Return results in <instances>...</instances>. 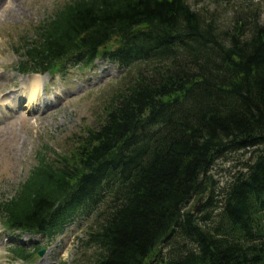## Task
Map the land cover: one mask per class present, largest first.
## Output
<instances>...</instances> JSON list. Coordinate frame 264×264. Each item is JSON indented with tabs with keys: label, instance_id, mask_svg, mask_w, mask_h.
Segmentation results:
<instances>
[{
	"label": "trees",
	"instance_id": "obj_1",
	"mask_svg": "<svg viewBox=\"0 0 264 264\" xmlns=\"http://www.w3.org/2000/svg\"><path fill=\"white\" fill-rule=\"evenodd\" d=\"M243 5L224 24L189 0H67L41 22L22 73L99 57L125 73L97 124L0 202L6 228L54 239L89 217L80 264H264V11ZM235 151L251 153L221 186Z\"/></svg>",
	"mask_w": 264,
	"mask_h": 264
},
{
	"label": "rangeland",
	"instance_id": "obj_2",
	"mask_svg": "<svg viewBox=\"0 0 264 264\" xmlns=\"http://www.w3.org/2000/svg\"><path fill=\"white\" fill-rule=\"evenodd\" d=\"M65 1L0 0V202L11 197L25 180L39 152L47 151L51 156L69 151L74 134L97 124L125 73L117 63L102 58L91 68L72 67L66 75L20 71L21 45L27 36L35 38L39 24ZM189 1L194 9L215 13L224 24L230 23L233 16L232 3L264 11V0ZM33 73L45 77L30 103L31 88L25 79ZM250 153L229 152L217 160L213 172L221 186L243 168ZM203 198H194L190 206L200 209L206 200ZM91 223V218L79 217L62 234L48 239L21 231L8 232L0 217V264H80L85 258L82 241ZM15 246L31 253L27 262L14 254ZM42 248L45 252L40 255Z\"/></svg>",
	"mask_w": 264,
	"mask_h": 264
},
{
	"label": "bare ground",
	"instance_id": "obj_3",
	"mask_svg": "<svg viewBox=\"0 0 264 264\" xmlns=\"http://www.w3.org/2000/svg\"><path fill=\"white\" fill-rule=\"evenodd\" d=\"M45 76H42L40 74H34L28 78L25 79V83L29 84V87L31 88V95L29 102L31 103L33 99L36 96V87L42 85L41 83L43 82ZM7 97H9V94H7ZM46 101H49L47 97L45 98ZM45 103V101H43Z\"/></svg>",
	"mask_w": 264,
	"mask_h": 264
},
{
	"label": "water",
	"instance_id": "obj_4",
	"mask_svg": "<svg viewBox=\"0 0 264 264\" xmlns=\"http://www.w3.org/2000/svg\"><path fill=\"white\" fill-rule=\"evenodd\" d=\"M202 198H203V195H201V196L199 197V201H201ZM194 210H195V211L199 210V206H195ZM44 252H45V249H42V250L39 251V254H40V255H43Z\"/></svg>",
	"mask_w": 264,
	"mask_h": 264
}]
</instances>
